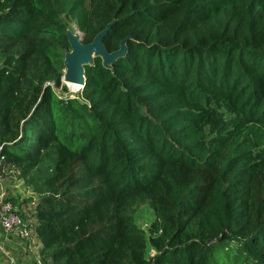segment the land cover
Returning a JSON list of instances; mask_svg holds the SVG:
<instances>
[{"label": "trees", "instance_id": "16d2710c", "mask_svg": "<svg viewBox=\"0 0 264 264\" xmlns=\"http://www.w3.org/2000/svg\"><path fill=\"white\" fill-rule=\"evenodd\" d=\"M0 146L43 264H264V0H0Z\"/></svg>", "mask_w": 264, "mask_h": 264}, {"label": "water", "instance_id": "95a60500", "mask_svg": "<svg viewBox=\"0 0 264 264\" xmlns=\"http://www.w3.org/2000/svg\"><path fill=\"white\" fill-rule=\"evenodd\" d=\"M110 27L111 24L107 25L89 44L82 43L83 37L79 36L77 31L67 32L69 51L65 52L64 55V77L62 79L66 87L67 84H75L83 89L85 84L83 67L91 65L95 57L101 58L103 66L108 68L116 59L124 56L126 52L125 41L120 42L119 50L111 54L107 53L102 44V40Z\"/></svg>", "mask_w": 264, "mask_h": 264}, {"label": "built area", "instance_id": "2783aa9c", "mask_svg": "<svg viewBox=\"0 0 264 264\" xmlns=\"http://www.w3.org/2000/svg\"><path fill=\"white\" fill-rule=\"evenodd\" d=\"M0 146V153H1ZM0 231L2 235V244H0V255L5 264H19L6 246L12 239H16L20 243L26 241L32 242L33 231L30 224L22 219L15 206L8 200V196L4 191L0 193ZM32 264H43L39 255V251L35 252Z\"/></svg>", "mask_w": 264, "mask_h": 264}, {"label": "rangeland", "instance_id": "374dc122", "mask_svg": "<svg viewBox=\"0 0 264 264\" xmlns=\"http://www.w3.org/2000/svg\"><path fill=\"white\" fill-rule=\"evenodd\" d=\"M72 27H73L72 33L75 32V31L78 32V30H77V28L75 26H72ZM78 33H79V36L82 37L81 33L80 32H78ZM66 88H67V94L70 95V96H76L78 94V92H79V91L78 92H71L68 87H66ZM58 92H60V90H58ZM62 94L63 95H66V92H63ZM18 183H20V182L17 181L16 179H11L10 178V179L3 180V183H2V187L3 188L2 189L6 193V195L8 196V198H10L9 196L12 195V192H13V190H15V188H16L15 186L18 185ZM20 185L21 186H24L23 183L20 184ZM29 193L27 194L25 192V194H23L24 196L25 195L27 196L26 199H23V201H25V205L28 206V208L22 207V204H24V203H22V204H20L17 207V209H18V213L19 214L21 212V215L20 216L22 217V219L28 221V223L31 226L32 225L31 218L33 217L31 215L33 214L34 205H30V206L27 205V203H28L27 199L28 198H32L33 199V198H36V196L34 194H29ZM15 198L16 199L18 198V199L21 200L22 199V195L20 196V198L19 197H15ZM34 202L36 204L38 201L36 200ZM152 221H153V214H152L151 210L148 209L146 206L140 208L139 211L136 214L135 223L139 226L140 230L142 232H144V234H146V236H148L149 228H150V225H151V222ZM33 237H35V234L34 233H33ZM38 248H40V244L38 245L37 249ZM34 261H35V259H34Z\"/></svg>", "mask_w": 264, "mask_h": 264}, {"label": "crops", "instance_id": "0c3cea01", "mask_svg": "<svg viewBox=\"0 0 264 264\" xmlns=\"http://www.w3.org/2000/svg\"><path fill=\"white\" fill-rule=\"evenodd\" d=\"M14 179V178H13ZM2 179H0V193L3 191V187H2ZM20 184H22L21 182L18 183V185H16L15 190H13L12 195L9 196L10 198H14L15 197H19L22 195V199H16L18 202L15 205V208L17 209V207L22 204V207H26L28 208V206L25 205V201H23V199H26V195L24 196L23 194H25V192L28 194L29 191L24 187L21 186ZM31 194V193H29ZM18 195V196H17ZM27 205H33V204H28ZM35 205V203H34ZM18 211V209H17ZM21 214V212H20ZM33 216V215H31ZM28 222V221H27ZM31 227H33L35 225V221L33 219V217L31 218ZM35 234V233H34ZM0 244H2V235H1V231H0ZM38 240L35 237L32 236V242L31 241H26L24 243H20L19 241H17L15 238L11 240V242L6 246L7 249L10 250V252L13 254L14 258L17 260V262H19V264H32L33 260H34V256H35V252L39 251L40 248L37 249L38 247ZM0 264H5L4 259L2 258V256L0 255Z\"/></svg>", "mask_w": 264, "mask_h": 264}, {"label": "bare ground", "instance_id": "6f19581e", "mask_svg": "<svg viewBox=\"0 0 264 264\" xmlns=\"http://www.w3.org/2000/svg\"><path fill=\"white\" fill-rule=\"evenodd\" d=\"M67 87L71 92H78L82 89L81 86L75 85V84H67Z\"/></svg>", "mask_w": 264, "mask_h": 264}]
</instances>
